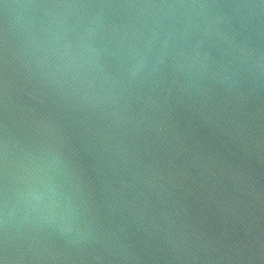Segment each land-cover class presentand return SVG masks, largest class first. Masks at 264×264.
I'll list each match as a JSON object with an SVG mask.
<instances>
[{
  "label": "water",
  "instance_id": "obj_1",
  "mask_svg": "<svg viewBox=\"0 0 264 264\" xmlns=\"http://www.w3.org/2000/svg\"><path fill=\"white\" fill-rule=\"evenodd\" d=\"M75 2L213 0H0V130L7 40L10 71L18 82L13 133L21 143L13 150V172L20 171L27 144L62 137L64 151L83 173L103 232L141 255L139 260H97L92 249L74 251L50 237L53 255L23 264H264V82L258 86L253 70L241 65L233 51L234 44L264 50V38L232 17L216 39L204 42L210 63L192 74L197 88L186 92L183 81L164 70L159 82L125 83L122 97H111L94 110L79 94L64 99L32 80L19 61L33 35L46 38L37 31L45 17L43 10L15 6ZM146 11L153 18L171 19L183 10ZM165 59L171 63L169 56ZM121 63L110 57L106 71L119 78ZM234 67L243 70L220 83ZM91 76L97 86L103 83L101 75ZM233 85L239 93L226 90ZM178 235L195 243L191 253L169 251L166 240Z\"/></svg>",
  "mask_w": 264,
  "mask_h": 264
},
{
  "label": "clouds",
  "instance_id": "obj_2",
  "mask_svg": "<svg viewBox=\"0 0 264 264\" xmlns=\"http://www.w3.org/2000/svg\"><path fill=\"white\" fill-rule=\"evenodd\" d=\"M15 8L43 10L45 17L37 31L45 33L46 38L32 36L19 57L22 68L32 80H39L64 99L79 94L78 98L94 110H101L111 97H122L125 83L131 85L145 79L159 82L164 70L181 79L186 92L197 88L192 74L206 70L210 63L204 42L216 39L232 17L251 25L258 37L264 38V0L33 3ZM165 9L183 11L171 19L168 15L153 18L146 11ZM118 12L125 14L114 18L113 13ZM233 51L238 53L241 65H249L253 70L258 86L264 82V50L234 44ZM165 56L170 57L171 63ZM110 57L122 60L119 78L106 71ZM11 69L7 40L2 88L4 120L0 130V264H23L27 260L48 258L53 255L48 243L50 237L62 241L67 249H92L97 260H139L140 253L120 243L114 234L103 232L83 173L73 156L64 151L62 137L50 141L44 136L27 144L22 149L24 163L19 165V172H13V150L21 142L13 133L18 82ZM240 70L243 69L234 67L219 82L232 81ZM93 72L102 76L103 83L99 86L91 76ZM74 82L81 86L77 87ZM104 84L111 87L106 89ZM118 88L121 91H116ZM226 90L239 93L234 85ZM117 110L114 107L112 111L118 114ZM166 243L176 255L191 253L195 248V243L183 235L172 236Z\"/></svg>",
  "mask_w": 264,
  "mask_h": 264
}]
</instances>
